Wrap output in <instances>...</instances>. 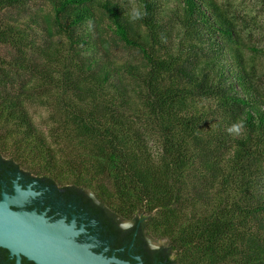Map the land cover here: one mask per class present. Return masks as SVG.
I'll return each instance as SVG.
<instances>
[{
	"label": "trees",
	"instance_id": "obj_1",
	"mask_svg": "<svg viewBox=\"0 0 264 264\" xmlns=\"http://www.w3.org/2000/svg\"><path fill=\"white\" fill-rule=\"evenodd\" d=\"M245 50L217 0H0V149L141 221L172 264H264V93Z\"/></svg>",
	"mask_w": 264,
	"mask_h": 264
},
{
	"label": "flooded vegetation",
	"instance_id": "obj_2",
	"mask_svg": "<svg viewBox=\"0 0 264 264\" xmlns=\"http://www.w3.org/2000/svg\"><path fill=\"white\" fill-rule=\"evenodd\" d=\"M18 190L23 199L20 205L9 206L11 211L43 216L48 224L64 220L70 225L75 220L78 233L73 240L108 264H172L166 241L154 240L141 221L116 216L89 194L92 202L67 195L53 177L26 168L10 157L9 150L0 149V203L5 196L17 197ZM0 264L39 263L0 245Z\"/></svg>",
	"mask_w": 264,
	"mask_h": 264
},
{
	"label": "water",
	"instance_id": "obj_3",
	"mask_svg": "<svg viewBox=\"0 0 264 264\" xmlns=\"http://www.w3.org/2000/svg\"><path fill=\"white\" fill-rule=\"evenodd\" d=\"M28 194V192H26ZM5 196L0 203V245L22 253L39 264H108L89 253L88 246L77 244L75 220L66 225L64 220L48 224L43 216L13 212L9 206L20 205L23 199Z\"/></svg>",
	"mask_w": 264,
	"mask_h": 264
},
{
	"label": "rangeland",
	"instance_id": "obj_4",
	"mask_svg": "<svg viewBox=\"0 0 264 264\" xmlns=\"http://www.w3.org/2000/svg\"><path fill=\"white\" fill-rule=\"evenodd\" d=\"M127 7L136 8L137 0H121ZM229 15L233 16L239 28V36L241 41L246 45L245 54L252 72L260 89L264 93V54L255 53L253 48L264 47V0H217ZM115 53L122 59L127 61H137L139 55L132 50L124 47H114ZM37 86V83H32ZM34 99L45 98L47 96L31 92ZM28 110L36 124V126L48 135L50 110L44 104L38 101H29ZM153 142L154 139L151 138ZM157 146V145H156ZM89 196L95 198L92 192ZM165 241H162V243Z\"/></svg>",
	"mask_w": 264,
	"mask_h": 264
}]
</instances>
